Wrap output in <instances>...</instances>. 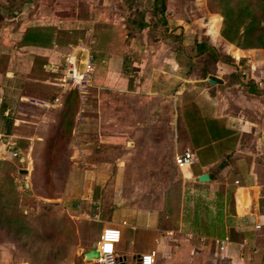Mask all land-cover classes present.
Returning a JSON list of instances; mask_svg holds the SVG:
<instances>
[{
	"label": "crops",
	"instance_id": "crops-1",
	"mask_svg": "<svg viewBox=\"0 0 264 264\" xmlns=\"http://www.w3.org/2000/svg\"><path fill=\"white\" fill-rule=\"evenodd\" d=\"M62 1L64 4V0H54L55 4ZM125 1L111 3V19L79 18L66 12L68 8H63L58 12L54 10L60 15L49 16V19L58 18L59 23L48 20L34 24L29 19L25 26L26 18L22 16L27 15L29 9H21L23 0H0V67L6 62L0 68V134H7L6 126L1 123L7 124L8 116L23 123L28 116L39 129L50 112L52 121L46 128L57 124L67 91L60 92L56 77L59 70L63 72L60 69L62 50L71 45L60 42L57 34L59 37L61 33L65 35L71 21L77 26L80 22L84 25L92 22L98 23V27H108V40H93L92 37L86 44L89 48L94 42L92 53H97L105 66L106 74L100 71L97 74L96 69L100 66L94 58L95 85L100 90L110 91L118 99L119 93H141L139 98L144 99L137 102L133 96L127 116H122L125 119L121 118L120 110H115L120 107L118 99L111 103V117H104V111L98 106L101 100L96 104L95 116L90 114L89 117L86 110L92 101L93 81L86 100L77 92L79 106L70 144V170L59 195L53 199L45 198L61 202L65 210L63 216H67L75 227L76 245L62 264H98L97 258L87 257L96 250L100 240H91L90 231L95 232V238L96 226L101 227L100 236L105 228L120 230L116 254L122 264H140L141 256L152 251L157 252L155 264H264V75L261 76L263 79L256 75L261 81L259 85L255 82L258 79L248 82L252 81L248 77L244 78L246 80L241 78V82L233 81V72L212 75L211 64L206 65L210 54L200 52L196 57H202L206 62L202 63V71L198 69L200 74L191 79L189 71L183 69L181 59L164 49L149 54L137 45L138 39H134V42L126 43L129 47L134 45L133 52L129 50L131 53L127 54L129 58L136 55L135 58L142 59L145 78L143 85H132L131 74L126 75L124 71L127 54L121 51L122 34L120 37L115 35L126 28L125 15L135 11ZM136 1L128 0L127 3L132 5ZM143 1L149 4L153 14L163 16L170 8L176 18H182L185 30H198L203 23L209 38H201L200 33L190 31L195 35L187 34L182 39L187 42L193 38L198 44L205 39L213 49L215 42H224L231 46L233 54L235 50L241 52L239 58L234 55L239 67L249 56H254L252 64L258 63L257 56L264 53V49H243L224 39L221 35L223 17L209 11L208 0H170L167 5L166 0H162L164 11L158 10L156 0ZM33 3L30 1L28 5ZM55 4L52 6L56 7ZM96 5L103 8L105 4L98 0ZM203 12L205 17L199 18ZM29 27L54 29V47L20 45ZM92 33L93 29L85 30L87 37ZM172 36L176 39L174 34ZM80 40L73 44L78 45ZM30 49L38 53L25 56V51ZM40 52L42 56H39ZM244 53L248 56L244 57ZM219 55L220 62L213 65L230 68L232 62ZM16 59H28L27 68L22 70L12 65ZM40 61L52 64L53 73L50 72L48 78H41ZM24 97L42 103L35 106L25 102ZM57 97L59 101L54 103ZM137 108H143L144 119H136L134 110ZM15 132L19 131H11L14 136ZM137 133L143 137H136ZM34 134L42 138L40 142L47 136L46 133H42L45 137ZM186 149L195 152L199 162L181 169L174 158ZM14 150L19 153L20 148ZM126 157L139 160L126 162ZM173 169L178 171L177 178L172 174ZM205 174L209 180L201 181L199 178ZM224 239L229 242L221 251L217 241ZM22 264L35 263L29 258Z\"/></svg>",
	"mask_w": 264,
	"mask_h": 264
},
{
	"label": "rangeland",
	"instance_id": "rangeland-1",
	"mask_svg": "<svg viewBox=\"0 0 264 264\" xmlns=\"http://www.w3.org/2000/svg\"><path fill=\"white\" fill-rule=\"evenodd\" d=\"M37 1V2H36ZM118 0H102V3H104L105 5L103 6V8L101 7V5H96L98 0H64V4L63 1L60 2L59 4H57L58 2H56L57 6L53 7L52 5L55 4L54 0H33L32 2H34L33 4L28 5V3H26V5H22L21 9L25 10L29 9V12L27 15H24L22 17L26 18L25 19V26L29 24V19L33 20L35 23L34 24H43V22H46L48 20H55L56 23L58 22V18L53 17L51 19H49V16H58L61 13H55L54 10H56V12H58L59 10L63 9V8H68L66 12H69L70 14H73L75 17H79V18H91L93 17L94 19H100L102 18L104 19H111V12H110V6L111 3H115ZM170 0H166V5ZM21 2V1H20ZM87 2V3H86ZM90 2V3H89ZM126 4H128L131 7L135 8L134 13L130 12L128 14L125 15V19L127 22V26L126 28L120 30L119 32H116L115 35L120 37V33L122 34L121 36V51H124L126 54L127 53H131L132 50L133 52V47L134 45H130L126 44L129 43L131 41H135L134 39H138L137 40V45L140 44V46L142 47L143 51L147 50L149 54H155L156 52H158V50H167L170 53H172L174 56L178 57L179 59L182 60V64H183V69L185 68L186 70L189 71L188 75H190L189 78H194L197 77L200 73L198 71L201 70L202 67V63H205L202 59V57H196V55H198V53H200V48H197V40L195 39H190L185 42L182 37L186 36L187 34H190V36H194L195 33H190V31L192 32H198L200 33L201 38H205L208 35H206V29L203 25V23L201 24L200 28L197 30L194 29H186L188 30L186 32L185 29H183L182 27V18H176L175 15L171 12L170 8L166 9V13L165 15H160V14H153L150 9H149V4L146 1L143 0H137L135 2V4H130L127 3L128 0L125 1ZM146 2V3H145ZM113 3V5H114ZM119 4L121 3L120 0L118 2ZM55 4V5H56ZM60 7H59V6ZM94 5V6H93ZM103 5V4H102ZM158 5V10L161 8V3L157 2ZM48 6H52L51 8H48ZM128 6V7H129ZM146 8V9H143ZM105 9V12H101L102 10ZM73 10H75L77 13H71L73 12ZM30 13V15H29ZM149 13V14H148ZM103 15V17L101 16ZM131 15H134L132 18L129 17ZM29 16V17H28ZM199 18H204L205 17V12H203V14H199ZM93 21V20H92ZM15 22V21H14ZM14 24V23H12ZM46 24V23H45ZM77 23L74 21H71L70 24L67 27V31L65 32V35H63L64 33L57 34V39L61 41H64L63 43H71V45L67 46L65 48V50H62V58H63V63H64V57L65 55L69 52V50L71 49L70 46H76V44L73 43H77V41L79 39H82L78 42V44H84V46L87 47L86 44H88L87 41H91V38L93 40H108V36L106 34L109 35V31H107L108 27H103L101 25H99L98 27V23H90L89 25H84L83 23H79V26L76 25ZM215 25V23H214ZM195 27H197V24L194 25ZM111 28V27H110ZM88 29H93V35L87 37V35L85 36V30ZM15 30V28H14ZM68 30H72L73 32L70 33V31ZM57 31L60 32V29H58ZM95 31V33H94ZM10 32V31H8ZM7 32V33H8ZM6 33V32H5ZM176 36V39L173 38L172 35ZM204 34V35H203ZM172 36V38H170ZM177 37H179V39L177 40ZM144 38V39H143ZM143 39V40H142ZM195 42V44H193ZM203 45H206L207 47L209 46L208 43H205V39L202 40ZM215 46L214 49L216 50L217 53L221 54L222 56H224V60L229 63L232 62L230 68H228V66H223L222 64H218L216 67L212 64L213 61V56H210L207 59V62L211 63V74L212 75H216V76H223L224 74L222 72H226L225 75L230 74V72H233L235 75L232 76L233 81L236 79V81L241 82V78H252L249 80L252 81H248V82H254V80L258 79L260 77V79L262 78L261 76L264 75V53H262L259 57L257 56L256 60L258 63H253L252 64V59H254V56H249V58L247 59L248 61H245V63H240L242 64L241 67H239L238 64H235V62L237 61L234 57V55L236 57H240L241 52L239 50H235L234 54L232 52L231 46H229L228 44L218 41L214 43ZM90 45V44H89ZM92 47L90 48V52L92 55H94V58L97 61V65H99L100 67H98L96 69L97 74L98 71H100L103 74H106L105 70L103 68H105L104 64L101 62V60L99 59L100 56L97 55V53H92L94 51V42H92V44L90 45ZM139 46V45H138ZM114 50V49H113ZM32 52H36V51H25V56H30V54H33ZM46 52V50L44 51V53ZM104 52V51H103ZM134 52H138V51H134ZM38 53V52H36ZM51 52H49L50 55ZM104 54H108L107 52H104ZM43 53L40 52L39 56H42ZM54 55V54H53ZM244 57L248 56L242 54ZM24 56V57H25ZM47 56V55H46ZM129 55L127 54L125 56V60H126V64L124 67V71L127 75L131 74V84L132 85H136V84H144V78H145V73H144V68L141 67V64L143 63L141 58H135L137 57L136 55H134L133 58H129ZM193 56V57H191ZM195 57L194 61L193 58ZM226 57H228L229 59H226ZM261 58V59H260ZM196 60V61H195ZM262 60L263 62L259 61ZM28 59H24L22 61H18L17 59L14 60L13 64H15V67H18L19 69L21 68L22 70L27 68L28 66ZM239 62V61H237ZM58 65V67H60V69L63 72L58 73V76L56 77L57 80V87L60 89V92L62 90L64 91H69L71 88L70 86H66L65 88L61 87L60 82L62 77L65 74V65ZM234 63V66H233ZM6 64V62H3V64L1 63V67L3 68V66ZM201 64V65H199ZM30 65V64H29ZM63 66H64V70H63ZM221 66V67H220ZM38 68L40 70V75L41 78H45L49 76L50 72H52V64L48 63V61H40L38 63ZM201 68V69H200ZM202 71V70H201ZM53 73V72H52ZM202 74V73H201ZM256 75H259V77L257 78ZM105 76V75H104ZM95 78V76L93 77ZM263 79V78H262ZM188 80V79H187ZM246 80V79H244ZM259 80V79H258ZM257 82V85H259V83H261V81H255ZM264 82V81H263ZM96 83H94L93 81V88L91 90V95H90V99L92 101H90L89 103V107L88 110H86V112H88V116L90 117L91 115L94 117L95 113L97 112L96 110V104L102 99V94H104V100L101 101L99 103V108L100 110L104 111V117L112 116V113L110 111V106L111 103L113 102V100L118 99L116 98L117 96L113 95V93H111L110 91H104V90H100V88L95 85ZM252 84V83H251ZM255 84V83H254ZM143 92V90L141 91ZM51 93V92H50ZM118 95H120V99H118L120 101V107H117L115 110H120L121 113V118H123L122 116H127V107H129V102L131 103L133 100V96H135V100L137 102H142L144 99L143 98H139L140 96L142 97L141 93H135L134 95H127L126 93H119ZM58 98V97H57ZM24 101L31 103L35 106H38L39 103H42L41 100L36 101L35 99H32L30 97H24ZM55 103V101H54ZM38 104V105H37ZM104 104V105H103ZM141 106H143V103H141ZM136 119L140 118V119H144V111L143 108H137L136 110ZM41 113V111L39 112ZM91 114V115H90ZM50 116H47L43 121L45 123H42L40 125V131L38 129V125L36 124V122H32L30 117H26L27 119H24L25 123H23L21 120H18L17 118L13 119V129L14 130H18L19 132H15V136H20L23 137L19 139V137L15 138V136L13 135V133L10 134H0V160H8L11 161L13 164V169H6V178L8 179L9 177V181L11 182V185H14L19 196V206H20V212H18L17 216L19 217H23V219H25L26 222H24L23 225H28V227H33L34 225L39 224V222H41V220L43 219H47V218H59L60 216H63L65 214V210H64V206L61 202H56V201H48L45 198L44 199H39L37 194V189H33V181L35 180L34 183H36L37 188L39 189L40 192H45L44 190V185L42 182V178H43V174L42 171L39 170L37 172V174L34 172L33 173V169H34V161L36 164H41L45 162V159L40 155L41 154V150L43 148V144L44 142H40L42 138H38L37 136H35V132L37 133V135H42V133H46V135L48 134L49 129L46 128V126H48L49 122L52 121V113L49 112ZM171 116V114H170ZM172 117V116H171ZM125 119V118H123ZM48 122V123H47ZM138 122V121H137ZM3 126H6L7 124H2ZM12 129V130H13ZM38 129V130H37ZM90 129V127L88 128ZM30 133V134H28ZM33 133V134H32ZM13 135V136H11ZM132 135H134V133H132ZM43 136V135H42ZM93 136V138L95 137V134L91 135ZM136 137L142 138L143 135H140L139 133H137L135 135ZM45 137V135L43 136ZM142 140V139H141ZM30 141V142H29ZM27 142H29V147H28V152L26 153L25 149H21V153L19 150V153L16 157L13 158L12 153H13V149L17 148V146L22 143L23 146H26ZM143 143V142H142ZM110 144V143H109ZM111 146V145H109ZM25 157L26 160L25 162L21 160V157ZM94 159V158H93ZM126 160V162L131 161L133 162L134 160L138 161L139 158L137 157H126L124 158ZM138 159V160H137ZM89 160V158H88ZM92 160V159H91ZM64 161H68L67 166L64 164ZM72 161L70 160V158L67 156L65 158H63L62 162H61V167L63 166V170H62V175L65 176L69 173L70 170V163ZM93 162V160L91 161ZM82 166V165H81ZM91 168V167H90ZM23 169H28L29 173L27 175H23L20 173V170ZM4 172V173H5ZM33 174V175H32ZM172 174L174 175V178H177L176 175L178 174V171L176 169H173ZM36 175V176H35ZM143 175V174H142ZM149 175V174H148ZM167 177V176H166ZM170 177V176H168ZM37 180V182H36ZM28 185V186H27ZM42 198V197H41ZM13 201H10V204H12ZM12 208L10 207L8 210V219H12L14 218V216H16L15 214H11L12 213ZM16 216V217H17ZM35 229V228H34ZM93 231V230H92ZM96 231V235L95 238H93V235L95 234V232H91V240L93 239V241H98L100 238V233H101V227H97L95 228ZM2 234V237L0 238V264H22L25 263L26 259L31 260V262H34L35 264H42V262H35L32 259V255L30 253H28L29 248L32 245V242L29 241H24L23 240V235L25 234L23 232V230L21 228L17 229L14 226H10V227H5L2 225H0V235ZM9 234H11V236H9ZM8 238H7V237Z\"/></svg>",
	"mask_w": 264,
	"mask_h": 264
},
{
	"label": "trees",
	"instance_id": "trees-1",
	"mask_svg": "<svg viewBox=\"0 0 264 264\" xmlns=\"http://www.w3.org/2000/svg\"><path fill=\"white\" fill-rule=\"evenodd\" d=\"M30 1L33 0H23L22 5H26ZM156 2L161 3L160 11H164V2L162 0H156ZM208 8L210 12L219 13L223 17L221 35L228 42L243 49H264V0H208ZM55 41L54 29L29 27L25 31L20 45L52 48ZM197 45L201 53L213 56L212 64L220 62V55L215 49L203 44ZM210 64L207 62L206 65ZM78 106L77 90L70 89L63 99L57 124H51L43 141L40 155L45 159V162L39 165L34 161L33 173L37 174L41 170L43 174L42 182L45 192H40L34 183L35 180L33 181V189H37L38 193L36 194L39 197L53 199L63 190L66 176L64 178L62 175L61 162L71 153L70 144ZM6 120V131L7 134H10L13 129V120L10 116ZM28 147L29 142L26 146H23L22 143L17 146L25 151L28 150ZM64 164L67 166L68 161H64ZM6 169H13L12 162L0 160V225L2 227L14 226L23 230L25 233L23 240L32 242L28 253L32 255L33 261L43 264H62L70 257L72 248L76 245L74 225L67 216L43 219L39 224L34 225L35 229L23 225L26 222L25 219L17 216L20 212V196L15 186L10 184L9 177L6 178ZM10 201L13 203L10 204ZM10 207L12 208L11 214H15L17 217L14 216L9 220L8 210Z\"/></svg>",
	"mask_w": 264,
	"mask_h": 264
},
{
	"label": "built area",
	"instance_id": "built-area-1",
	"mask_svg": "<svg viewBox=\"0 0 264 264\" xmlns=\"http://www.w3.org/2000/svg\"><path fill=\"white\" fill-rule=\"evenodd\" d=\"M65 74L61 79L60 85L65 88L70 86L77 90L79 95L86 100L92 88V81L95 71V59L90 52V48L84 44L74 46L64 57ZM55 102L59 99L55 98ZM18 155L13 149V158ZM178 168L190 167L199 162V158L195 152L186 149L183 153L178 154L174 158ZM259 228V226H257ZM121 240V232L117 228H105L100 236V240L96 244V250L99 253L97 258L98 264H122L120 258L116 254V245ZM203 241V240H202ZM229 240H218L221 251L225 250ZM157 252L152 251L144 254L140 258V264H155Z\"/></svg>",
	"mask_w": 264,
	"mask_h": 264
},
{
	"label": "water",
	"instance_id": "water-1",
	"mask_svg": "<svg viewBox=\"0 0 264 264\" xmlns=\"http://www.w3.org/2000/svg\"><path fill=\"white\" fill-rule=\"evenodd\" d=\"M211 82L214 83L215 81L211 80ZM21 160L25 162L26 158L22 156ZM20 173L23 174V175H27L29 173V170L28 169H23V170H20ZM199 179L201 181H207V180H209V176L207 174H205V175H202ZM87 257L88 258H93V257L98 258L99 257V253H98L97 250H93V251H91L90 253L87 254Z\"/></svg>",
	"mask_w": 264,
	"mask_h": 264
}]
</instances>
